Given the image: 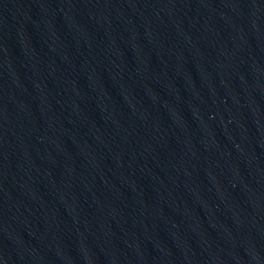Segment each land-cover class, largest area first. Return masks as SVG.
Here are the masks:
<instances>
[{
	"label": "water",
	"instance_id": "obj_1",
	"mask_svg": "<svg viewBox=\"0 0 264 264\" xmlns=\"http://www.w3.org/2000/svg\"><path fill=\"white\" fill-rule=\"evenodd\" d=\"M0 264H264V0H0Z\"/></svg>",
	"mask_w": 264,
	"mask_h": 264
}]
</instances>
